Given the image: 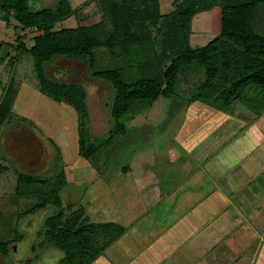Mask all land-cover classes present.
Instances as JSON below:
<instances>
[{"label":"rangeland","instance_id":"1","mask_svg":"<svg viewBox=\"0 0 264 264\" xmlns=\"http://www.w3.org/2000/svg\"><path fill=\"white\" fill-rule=\"evenodd\" d=\"M111 1L68 0L72 13L56 23L53 29L103 24L104 30H110L107 6ZM29 4L32 9L40 10L53 7L55 0H30ZM159 9L161 14L170 13L173 0H159ZM258 14L264 21V5L258 7ZM220 25L219 7L197 14L191 22L190 46L199 48L205 45L218 35ZM37 34L34 29H21L13 20L6 25L0 19V100L9 84L14 95L12 115L0 126V242H9L12 246L7 254L0 253V264H59L60 253L54 247L56 245L45 240L41 242L43 222L54 215L55 208L48 205L33 214L37 204L53 201L48 193L50 186L39 188L34 184L17 192L19 173L52 179L62 170L67 181L61 193L62 202L72 205L70 212L84 209L87 222L103 225L108 219L109 222L117 221L113 214L115 197L122 199L126 193L114 190L111 185L124 169L128 168L127 175L131 173L128 176L148 181L154 177L156 166L166 162L174 145L188 147L184 135L190 136L196 129L193 136L199 137L206 132L205 129L211 130L215 126L214 115L205 121L196 116L195 107H209L194 103L185 108L177 100L163 98L153 103L136 104L127 116L115 121L111 117V86L93 79L83 65L57 59L45 67L47 77L79 84L87 94L86 127L90 142L99 146V150L95 159H83L78 153L79 123L75 110L40 93L33 58L17 49V38L30 45V39ZM196 34H201L202 38L198 39ZM93 58L98 71L126 63L122 56L112 57L107 48L94 49ZM238 101L262 105L264 90L254 91L252 88ZM219 112L221 115L223 111ZM116 127H122L124 131L108 140L109 132ZM193 142L198 140H191V145ZM163 205L166 208V204ZM121 228L115 223L108 230L106 239Z\"/></svg>","mask_w":264,"mask_h":264},{"label":"trees","instance_id":"2","mask_svg":"<svg viewBox=\"0 0 264 264\" xmlns=\"http://www.w3.org/2000/svg\"><path fill=\"white\" fill-rule=\"evenodd\" d=\"M29 1L0 0V19L6 25L13 20L21 29L38 33L30 39V45L17 38V49L33 58L40 93L75 110L78 153L85 160L95 159L99 150L90 142L86 127L87 94L79 84L47 77L45 67L57 59L79 63L93 79L111 86V117L115 121L127 116L136 104L153 103L159 98L228 111L234 100L252 88L264 90V21L258 14L264 0H173V10L168 14L160 13L159 0H112L107 6L110 30H104L103 24L54 30L56 23L72 13L68 0H55L53 7L40 10L32 9ZM214 7L220 9L218 35L192 48V19ZM97 48H107L116 59L124 57L125 65L95 70L93 50ZM11 87L9 84L0 100V126L12 115ZM248 106L259 110L264 102ZM123 131L122 127L112 129L108 140ZM34 184L39 188L50 186L48 193L53 201L37 204L33 214L48 205L55 208L54 215L43 222L41 242L56 245L59 264H90L122 235L121 228L106 239L115 224L89 223L82 208L70 212L72 205L61 199L67 184L62 170L52 179L17 175V192ZM9 249V242H0V253L7 254Z\"/></svg>","mask_w":264,"mask_h":264},{"label":"crops","instance_id":"3","mask_svg":"<svg viewBox=\"0 0 264 264\" xmlns=\"http://www.w3.org/2000/svg\"><path fill=\"white\" fill-rule=\"evenodd\" d=\"M195 108L215 116L205 137L184 135L148 181L114 179L126 196L105 223L123 233L90 264H264V107Z\"/></svg>","mask_w":264,"mask_h":264}]
</instances>
